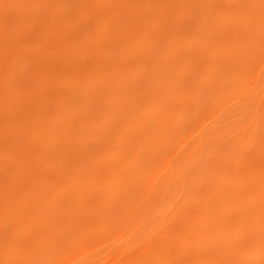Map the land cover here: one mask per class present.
I'll return each mask as SVG.
<instances>
[{
  "label": "bare ground",
  "instance_id": "6f19581e",
  "mask_svg": "<svg viewBox=\"0 0 264 264\" xmlns=\"http://www.w3.org/2000/svg\"><path fill=\"white\" fill-rule=\"evenodd\" d=\"M169 1L0 0V264H57L59 259L90 264L97 260L95 251L114 243L121 252L136 253L109 264H264L255 246L264 239L256 217L264 214V94L253 107L258 110L250 124L257 125L229 141L232 150L228 147L224 157L233 163L226 171L240 174L241 167L239 176H250L261 200L225 211V201L214 198L195 225L191 214L178 218L189 236L183 241L194 245L187 252L180 248L181 233L174 238L163 225L171 209H161L164 228L153 230L142 248L135 246L144 225L142 208L164 188L153 180L154 160L171 147L178 130L172 125L166 132L171 124L161 119V111L156 113L161 118L145 119L149 106L143 102L173 88L164 78L175 65L191 70V48L181 45L179 35L184 30L191 35L197 24L202 31L197 57L226 68L227 59L240 63L252 55L245 50L253 31L256 37L264 34L261 23L245 24L246 47L223 51L234 42L232 23L212 8L217 0H177L176 11ZM16 35L22 39L13 40ZM250 45L257 56V43ZM151 62L156 67L146 70ZM260 74L254 75V88L262 84ZM140 134L145 135L141 141ZM109 142L126 150L117 161L103 154ZM158 146L164 149L155 152ZM175 158L179 155L172 165ZM216 190L221 195L226 187ZM120 226L126 230L120 233ZM97 231L105 243L77 257L88 247L81 238ZM245 249L251 250L250 259L243 262L238 256Z\"/></svg>",
  "mask_w": 264,
  "mask_h": 264
},
{
  "label": "rangeland",
  "instance_id": "374dc122",
  "mask_svg": "<svg viewBox=\"0 0 264 264\" xmlns=\"http://www.w3.org/2000/svg\"><path fill=\"white\" fill-rule=\"evenodd\" d=\"M169 2L171 4L174 3L173 5L176 6V8H174L175 11L180 9V7L176 5L178 4L177 0H170ZM212 8L223 12L232 23L231 41L233 40V43L237 46L232 43L228 49H224L223 51H233L243 46L246 47V44H248L247 33L249 30L248 27L245 29V24H247V26H253L259 22L263 26L262 31H264V0H217ZM52 21L53 22L50 24L51 27L55 24L54 19ZM196 25L191 27V35L189 31L184 30L178 37L183 47L191 48V73L175 65L173 71H170L164 78L165 82L169 86H173V88L169 91L161 92L159 96H156L152 100L143 102V104L149 106L148 109L144 110L145 119L153 120L156 117L161 118V115L158 116L156 114L157 111H161L163 115L161 119H166L167 124H171L170 127L165 128L166 132L167 129H171L172 125L178 126V130L175 133L173 132L174 134L171 133L170 130L168 131L170 132L169 134H173L171 138L172 145L166 149L162 157L160 156L154 160L156 164L153 170L156 176H154L153 180L155 183L157 182L159 184L163 182L164 188L159 190L160 193L159 191L153 193L150 197L151 201H147L146 206L142 208L140 216L143 215L139 219L140 222L147 218V213L143 211L151 212V215L148 217L149 219L143 220L144 225L141 228L142 230L137 233V235L140 236L138 237L139 240L137 239L138 241L135 243L137 249L142 248V246L146 244L153 230L158 231L159 228H164L163 225H166L165 223L172 229V233L170 232L172 235L170 236L177 238V233H181L179 234V241H186V238L189 236L186 232H182L184 225L177 219H180L186 214H191V224L192 226L195 225V222L199 221L197 219L206 216L205 213H201L204 210H210L209 206L211 204L209 205V203L214 200V198L218 200L219 203L225 201L221 204L222 209L237 210L242 206V203H257L263 197L259 187L250 184L249 175L247 177L239 176L242 171L241 167L237 166V171H240V174L234 172L230 173L233 163L226 164L228 158L224 157H226L225 151L229 154V150L232 148V146L229 147V141L231 142V140L236 137H240V134L246 132V129L249 128L248 126L251 125L250 123L255 121V119L252 120V114L254 115V111L256 110H254L253 107L257 108L255 106L258 104L256 101H258L260 97L262 98L264 94V34L256 37L253 28H251L250 30L253 32L249 38V45L245 53L254 54V50L250 45V42L254 41L257 43V48L260 49V52L258 51L259 54L257 56L253 55L254 58L250 54V56H248L251 61L247 60L249 59L248 57L245 62L240 63L232 59H227L231 65L223 68L220 61L214 65L212 61L197 57L196 48L198 44L201 43L200 40L202 41V31H200V27ZM57 26L58 24H55L53 28ZM198 31H200V33ZM25 35L23 34V37ZM21 36L17 37L16 35V38L14 37L13 40L18 38L22 39ZM189 40H191V45L188 42ZM167 59L172 60V57H167ZM155 64L156 62L147 64L146 70L149 69L150 71V68L152 69ZM133 67L135 66L133 65ZM125 68L128 67L126 66ZM176 68H178L177 71H175ZM131 71L133 72V68H131L130 72ZM256 72L261 73L259 83L262 84L258 88H254V75H257ZM138 74L137 76L135 75L137 79L139 78ZM158 74H160V71ZM209 79L211 80L208 81ZM211 85H213L212 88L210 87ZM184 107H187L186 110L183 109ZM188 116L191 117V121L189 120L190 122L185 121V118ZM252 125L251 127H254L257 124ZM182 126L183 129L181 128ZM243 136L244 135L241 137ZM144 137L145 135L140 134L137 138L141 141ZM240 140L241 142L246 141H242V138H240ZM240 140L238 139V141ZM97 141L98 142L95 143H99L101 140ZM235 146H233V149ZM100 147L102 146L97 148ZM228 147L230 148L229 150ZM146 148L147 145L144 146V149ZM155 149H157L155 152H159L164 148L158 146ZM124 152H126V150L120 148L115 142L106 143L103 150L104 155L108 154L106 155L107 161H117L122 154L124 155ZM232 152L233 151H231V153ZM237 154L238 153H236V155ZM178 155L179 158H175L177 161L172 165V159ZM171 168L179 169L170 176L169 173L171 172ZM218 187H226V190L219 195L216 193ZM94 191L95 188H91L90 194L95 193ZM166 208L168 210L171 209V213L166 217V221H163L164 216H162V212L166 213ZM127 209L130 211L131 208H126V210ZM153 209L158 211L162 209L158 218L156 217L158 211H153ZM83 211L84 214L88 213L85 208H83ZM121 214L122 212H118L117 215ZM200 214L202 216L198 217ZM115 216L114 218L116 219ZM144 216H146V218H144ZM256 217H258L257 219L259 220V228L257 227V231L264 235V214L262 212L258 213ZM147 221L149 222L147 223ZM162 221L164 222L163 225H161ZM134 223H136V221ZM152 226L153 229H151ZM120 228H123V230H119L120 233L126 230V226L125 228L120 226L119 229ZM94 234L89 235L87 238L84 236L81 238L82 240L80 242H83L85 239L84 242H88V247H81L78 250L77 257L86 255L84 253L95 250L98 246L100 247V245L105 243L103 241L107 238L99 239L100 232ZM214 236L216 237L215 233L211 234L209 237L214 241V239H216H213ZM155 238L156 237H154L152 241H154ZM263 243L264 239L262 238L261 242L256 243L255 246L259 249L258 255L261 254L264 256ZM258 244L259 246H257ZM114 245L115 243L110 244L107 248H100L101 250L98 249L95 251L96 256L93 258H97V260L90 264H109L116 257L124 256L121 258L122 260L134 256L136 253L135 250L121 252L122 246L115 247ZM181 247L183 248V250H181L182 252H187L193 251L194 245L191 240V242L188 243H181L180 248ZM248 250L245 249L241 252L240 256H238L241 260L243 259V262H246V259L249 258L251 250ZM62 262L63 260L59 259L57 264H61Z\"/></svg>",
  "mask_w": 264,
  "mask_h": 264
}]
</instances>
